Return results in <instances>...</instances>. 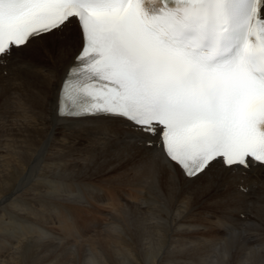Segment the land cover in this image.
<instances>
[{
	"label": "snow or ice",
	"instance_id": "snow-or-ice-1",
	"mask_svg": "<svg viewBox=\"0 0 264 264\" xmlns=\"http://www.w3.org/2000/svg\"><path fill=\"white\" fill-rule=\"evenodd\" d=\"M74 22L82 46L57 87L59 118L158 135L130 139L190 179L264 165V0H0V63L49 38L67 55Z\"/></svg>",
	"mask_w": 264,
	"mask_h": 264
},
{
	"label": "bare ground",
	"instance_id": "bare-ground-1",
	"mask_svg": "<svg viewBox=\"0 0 264 264\" xmlns=\"http://www.w3.org/2000/svg\"><path fill=\"white\" fill-rule=\"evenodd\" d=\"M72 42L71 52L64 56H61L58 52L62 41L58 38H49L46 43L35 42L30 47L13 50V54L6 58V63H0V204L7 200L13 201L12 204L14 206L12 208L14 207V210L11 214L21 211L27 214V218L35 216L41 219L50 218V221L53 218V223L64 234V239L67 236L68 242L70 241V244L68 243L69 246L72 239L74 241L72 244L76 246H88L94 255L92 257L102 260L105 264H121L122 260L133 261L131 262L132 264H144L143 261L147 264H155L161 251L167 248L169 251L170 244L167 245V242H169L170 236L173 237L175 242L185 241L183 237L186 234H181V232L185 231L180 230L185 224L176 225L180 230V233L176 234L172 233L175 231L173 230L176 228L175 226L167 228L162 225H156L154 227L151 226L154 222L150 221L151 225L143 227L142 232L144 234L140 236V233L132 229L134 226L131 219L125 215V206L134 207L137 211L136 216L144 211H140V209H145L146 205L149 206L150 213L159 215L160 213H156L155 210L160 204L156 203L160 200H164L166 203L172 198L179 199L180 195H190V198L194 196L199 199L200 204L202 203L205 206L208 204L209 207H205V210H207L209 216L212 215V218L216 217V220L212 221V223L217 231L222 225L226 226L227 216L232 219L233 223L237 220L240 224L242 220L253 219L260 213L264 214V167L258 166L245 169L237 166L232 169H226L222 164L215 163V166L206 174L190 179L184 176L179 167L174 166L175 170L173 171L165 167L161 160L145 155L147 152L154 151V148L149 149L142 144L132 142L130 139L135 136L140 141L150 139L156 142L159 138L158 135L149 136L141 131H133L134 126L122 119L59 118L54 110L57 87L65 75L67 66L73 60L82 44L79 28L75 22L72 25ZM22 61H31L35 65L53 69L54 75L39 69L36 71H24L19 66ZM110 123H113L112 127H108ZM45 149L46 151H44ZM251 172H254V174ZM106 173H111V177L104 179L105 181L103 179L100 180V178H105ZM130 173L131 177H129ZM25 176H28L27 184H23V186L27 185V203H24V200L20 203L17 202L16 198H20L21 195L19 194L25 190H21L23 189L21 187L19 188ZM75 188H77L76 197L73 194ZM244 188L248 189V191H243L242 189ZM177 195L179 196L178 198ZM5 207L3 206L2 208L0 206V212L3 211L5 214ZM15 207H18V209ZM219 213L221 215L218 217ZM6 215H9V213ZM8 217L11 218V216ZM153 219L152 217L151 220ZM252 223L246 224L251 225ZM6 225L8 226V224ZM10 227L11 225L7 228L8 231L11 229ZM186 227L188 226L186 225ZM43 229L49 231L45 232L47 237H55L52 234L53 231L45 227ZM261 230L259 234L262 232ZM21 231L23 233L16 240L10 237L11 241L2 242L0 251L6 245L14 247L16 243H21L23 240V244H25V240L32 239L34 234L35 236L39 235L37 237L38 241L43 243L45 241V234L41 233V231L45 230H41L39 227L28 226L27 230L23 229ZM57 233L60 234L59 232ZM234 233L236 231H227L224 238L222 233V236L219 235L220 233H217L218 236L214 234L213 237L208 235L211 236L209 237L210 239L208 238L212 244L210 248L216 249L222 243L229 247L228 243L234 239L232 238ZM155 235L158 236V239L153 248L157 237ZM260 235L257 242L264 252V235ZM143 236L147 237L144 238ZM203 236L200 237L203 238ZM255 236L253 237L255 238ZM70 238L72 239L70 240ZM203 240L202 242L209 243V240L205 241L207 238H203ZM143 241H148L147 248L149 250L145 254L141 253L138 247V243ZM191 241L186 243V245L191 243ZM192 243L194 244V242ZM247 244V242L244 243L242 249L237 248L239 249L237 253H235V249L232 254L223 250L225 253L227 252V256H230V262L226 264H264V256L259 252L261 248L250 246L246 252L247 249L244 246L247 247ZM59 246L61 244L57 248ZM183 247L189 250L187 246ZM258 248L260 249L258 252L261 255L257 253ZM192 249L193 247L190 249L191 252ZM214 249L212 250L214 251ZM33 250L31 249V251ZM202 250L205 251L203 248ZM53 251L57 250L54 248ZM71 252L74 254L73 251ZM181 252L185 253L187 251ZM206 252L210 253L211 250L207 249ZM206 252L198 253L197 251L198 254H192L193 257L190 254V257L184 256V258H186V261L189 259L188 264H202L207 259L209 261V258H212L210 257L212 252L210 254ZM86 253L88 252L86 251ZM203 254L204 256H202ZM213 254L214 252L211 255L213 256ZM170 255L176 258V255H173L172 252H170L169 257ZM256 255H258L257 258ZM26 256L28 257V255ZM13 258L16 264L24 263L23 260H19L16 256H13ZM223 258L226 259L228 257L223 253L214 262L223 264V260H225ZM166 259L168 260V257ZM162 261L165 262L164 260ZM48 262L47 264H49ZM211 262H213V258L208 263L211 264Z\"/></svg>",
	"mask_w": 264,
	"mask_h": 264
},
{
	"label": "rangeland",
	"instance_id": "rangeland-1",
	"mask_svg": "<svg viewBox=\"0 0 264 264\" xmlns=\"http://www.w3.org/2000/svg\"><path fill=\"white\" fill-rule=\"evenodd\" d=\"M2 147V146H1ZM111 173H106V176H105V178H100V180H104V179H108L109 177H111ZM129 177H131V173H130V175H129ZM24 180V179H23ZM22 180V181H23ZM22 181H21V185L19 186V188L21 187V188H23V189H21V190H24V191H21V194H19V195H21L20 196V198L18 197V198H16V200H18L17 202H22L23 200L25 201L24 203H27V191H26V188H27V185H25V186H23V184H27L26 182H24V183H22ZM105 181V180H104ZM24 194H23V193ZM19 193V192H18ZM24 196V197H23ZM14 197H15V195H14ZM179 196L177 195V198H178ZM186 197V198H185ZM189 199H188V198ZM19 199H20V201H19ZM184 199V200H183ZM187 199V200H186ZM176 201V203H175V201ZM182 200V201H181ZM186 200V201H185ZM9 203H8V202ZM7 201H5L4 203H1L0 204V206H2V208H3V206L6 208V210L4 209V212H5V214L3 213V211L2 212H0V244L2 243V242H4V241H6V242H9V240L11 241L12 239H17L19 236H20V234H22L23 232L21 231V230H23V229H26L27 230V227L28 226H33V227H39L41 230H45V231H41V233H43V234H45V232H49L47 229H43V227H45V228H48L50 231H53L52 232V234L53 235H55V237L54 236H45L46 238H45V241H44V243L43 242H40V241H38L37 239V237H39V235L38 236H35V234L33 235L34 237L32 238V239H28L27 241L25 240V244H23L24 242V240L23 241H21V243H16L15 245H14V247H11L10 245H6L5 246V248L3 247V250L2 251H0V263L1 264H14L15 263V261H14V258H13V256H16L19 260H23V264H47V262L49 263V264H53V262H54V264H81V263H84V264H105L102 260H99L98 258H96V257H92V256H94L93 254H92V252L90 251V248L88 247V246H76L75 244H72V243H74V241H73V239L72 238H70V240H71V245L69 246L68 245V243L70 244V241L68 242V238H66L67 236H65V239H64V234L62 233V232H60L58 229H57V227H56V225L53 223V218H51V221H50V218L48 219V218H45V219H41V218H37V217H35V216H32V218H27V214L26 213H24V212H21V211H16L17 213L16 214H11L12 212H13V210H14V207L12 208V206H14L13 204H12V202H11V200H7ZM187 201H189L188 203H187ZM10 202H11V204H10ZM186 202V203H185ZM199 202V199L197 198V197H194V196H191V198H190V195H183V196H181L180 195V198L179 199H176V198H172L171 200L169 199V201H167L166 203H165V201L164 200H160L159 202H157L156 204H159V206L156 208V213L157 212H159L160 214L158 215H154V213H150V208H149V206L148 205H146V207H144L145 209H140V211L141 210H144L142 213H140V214H138L137 216H136V213H137V211H136V209L134 208V207H131V206H125V212H126V217H128L129 219H131V221H132V223H133V226L134 227H132V229L134 230H136L138 233H140V236H141V234H144V232H142V230L144 229L143 227H148V225H151V223H150V221H152V222H154L151 226H159V225H162V226H165V227H170V226H175L176 228H174L173 230H175V231H173L172 233H176V234H178V233H180V230H184L185 232H181V234L183 235V234H186V236L185 237H183V239L185 240V241H183V240H181V242L183 243V244H185V245H183L181 242H175L174 240H173V237H171L170 236V240H168L169 242H167V245L168 244H170V248H172V249H170L169 248V251L170 252H172V254L173 255H176V258H175V256H174V258H173V256H171L170 255V257H169V254H170V252L168 251V248L167 249H164V250H167V251H161L160 253V255H159V257H158V259H157V262H158V264H180V262H181V260H182V262H181V264H184V263H187L188 264V261H189V259L186 261L185 259L186 258H184V256L186 257H190V254H191V256H192V254H198L199 252L200 253H204V252H206V250L208 249H210L211 250V252L213 253L214 252V254H213V256L210 254V253H208V252H206L207 254H210V257H212L213 258V262H211V264H216V262H214V261H216V259L219 257H221V255H223V253L225 254V251H228V253L229 254H232V251H235L236 250V252L235 253H237V251L239 250V249H237V248H243V244L244 243H250L249 245L247 244V247L246 246H244V248H246L247 250H246V252L248 251V247H250V246H254V247H259L260 246V244L257 242V239H259L260 238V234H263L264 235V214H262V213H260V214H258V215H256V217L255 218H253V219H246V220H242L241 221V225L243 226H241L239 223H238V221L236 220L234 223L232 222V219L230 218V217H228L227 216V218H226V221H227V223H225V225L226 226H224V225H222L221 226V228L219 229V231H217V229H214L215 227H213V223H212V221H214V220H216L215 218H212V215H210L209 216V214H208V212H207V210H205L206 208L205 207H209L208 206V204H206V206L203 204L202 205V203L200 204V202ZM7 203V204H6ZM6 204V205H5ZM17 204V203H16ZM178 204V205H177ZM181 204V205H180ZM8 205V206H7ZM19 205V204H18ZM173 206H174V208H173ZM177 206V207H176ZM184 206V207H183ZM10 207V208H9ZM16 209H18V207H15ZM182 208V209H181ZM127 209V210H126ZM176 209H177V211H176ZM181 209V210H180ZM186 211H185V210ZM193 209V210H192ZM161 210V211H160ZM184 210V211H183ZM10 211V212H9ZM163 211V212H162ZM182 211V212H181ZM206 211V212H205ZM175 212V213H174ZM190 212V214H188ZM9 213V215H6V214H8ZM166 213V214H165ZM169 213V214H168ZM179 215H178V214ZM180 213H181V215H180ZM198 213V214H197ZM202 213V214H201ZM171 214V215H170ZM173 214V215H172ZM206 214V215H205ZM168 215V216H167ZM175 215H176V217H175ZM189 215V216H188ZM192 215V216H191ZM221 215V213H219L217 216L219 217ZM261 215V216H260ZM8 216H11V218H9ZM141 216V217H140ZM154 218L153 220H151V218L152 217ZM158 216H159V218H158ZM167 216V217H166ZM198 216H199V218H198ZM205 216V217H204ZM263 216V217H262ZM4 217V218H3ZM20 217V218H19ZM135 217H137V218H135ZM142 217H144V218H142ZM170 217V218H169ZM191 217V218H190ZM203 217V218H202ZM9 218V219H8ZM19 218V219H18ZM189 218V219H188ZM194 220H193V219ZM11 219V221L9 222V220ZM20 219H22V220H20ZM35 219V220H34ZM47 219V220H46ZM54 219H55V217H54ZM142 219H143V221H142ZM167 219V220H166ZM196 219V220H195ZM2 220H4V221H2ZM8 220V221H7ZM135 220H137V221H135ZM147 220V221H146ZM164 220V221H163ZM166 220V221H165ZM171 220V221H170ZM1 221H2V223H1ZM6 221H7V223H6ZM25 223H24V222ZM32 221V222H31ZM50 221V222H49ZM161 221V222H160ZM200 221V222H199ZM257 221V222H256ZM10 224H9V223ZM13 222V223H12ZM35 222V223H34ZM43 222V223H42ZM158 222V223H157ZM163 222V223H162ZM216 222V221H215ZM242 222H244L243 224H242ZM250 222H253L251 225L250 224H246V223H250ZM233 223V224H232ZM238 223V224H237ZM1 224H2V226H1ZM6 224H8V226L6 225ZM31 224V225H30ZM38 226H37V225ZM47 224V225H46ZM185 224V226H183V228H181L180 230H179V228H178V226L179 225H184ZM190 224V225H189ZM192 224V225H191ZM245 224V225H244ZM259 224H262V225H259ZM11 225V229H9V231H8V229L7 228H9V226ZM24 225V226H23ZM51 225V226H50ZM141 225H144V226H141ZM176 225H178V226H176ZM186 225L188 226V227H186ZM197 227H196V226ZM202 225V226H201ZM229 225V226H228ZM254 225V226H253ZM13 226V227H12ZM41 226V227H40ZM50 226V227H49ZM55 226V227H54ZM140 226V227H139ZM190 226V227H189ZM193 226H195V227H193ZM205 226V227H204ZM241 226V227H240ZM5 229H4V228ZM53 227V228H52ZM192 227V228H191ZM201 227V228H200ZM207 227V228H206ZM209 227H210V229H209ZM236 227V228H235ZM251 227V228H250ZM255 227V228H254ZM257 227H259V228H257ZM261 227V228H260ZM3 228V229H2ZM189 228V229H188ZM194 228V229H193ZM199 228V229H198ZM52 229V230H51ZM187 229V230H186ZM207 229V230H206ZM230 229V230H229ZM237 229V230H236ZM260 229H262L261 231L262 232H260V234H259V231H260ZM140 230V231H139ZM189 230V231H188ZM196 230V231H195ZM202 230V231H201ZM206 230V231H205ZM208 230H210L209 232H208ZM216 230V231H215ZM233 231V230H235L236 231V233H234V235H233V237L232 238H234L233 240H232V242H230V243H228L229 244V247L228 246H225L223 243H222V245L220 246V247H218V248H216V249H214V248H212V249H214V251L210 248V247H212V244L210 243V238L209 237H213L214 236V234H216L215 236H218L217 235V233H220L219 235H221L222 236V234H223V238H224V236L226 235V233H227V231ZM242 230V231H241ZM167 231V230H166ZM57 232H59L60 234H58ZM188 232V233H187ZM207 232V233H206ZM213 232V233H212ZM239 232V233H238ZM243 232V233H242ZM256 232H257V237L255 236V234H256ZM12 233V234H11ZM167 233H169V231H167ZM222 233V234H221ZM253 233V234H252ZM56 234H58V235H56ZM63 234V235H62ZM198 234V235H197ZM240 234V235H239ZM251 234H252V236H251ZM61 235V236H60ZM188 235H189V237H188ZM193 235V236H192ZM196 235V236H195ZM202 235H204L203 236V238L205 239V238H207V240H205V241H208L209 240V243L208 242H202V240H203V238H201L202 237ZM205 235H206V237H205ZM208 235H211V236H208ZM243 235V236H242ZM244 235H246V236H244ZM63 236V237H62ZM157 235H155V237H156ZM199 236V237H198ZM201 236V237H200ZM208 236V237H207ZM253 236H255V238L253 237ZM258 236H259V238H258ZM12 239H11V238ZM15 237V238H14ZM50 237V238H49ZM144 237V236H143ZM142 237V238H143ZM145 237H147V236H145ZM144 237V238H145ZM196 237V238H195ZM245 237V238H244ZM246 237H248V238H246ZM10 238V239H9ZM30 238V237H29ZM61 238V239H60ZM192 238V239H191ZM200 238H201V240H200ZM209 238V239H208ZM243 238V239H242ZM249 238H251V239H249ZM254 238V239H253ZM5 239V240H4ZM58 240L57 242H56V240ZM63 239H64V241L65 242H67L66 244H65V242L63 241ZM157 239H158V236L155 238V243H154V246H153V248L155 247V245H156V243H157ZM192 241H191V240ZM222 239V238H221ZM249 239V240H248ZM36 240V241H35ZM51 240V241H50ZM63 241V243H62V241ZM243 240V241H242ZM248 240V241H247ZM55 241V242H54ZM191 241V243L192 242H194V246L191 244V243H189V244H191L190 246H188L189 244H187L186 245V243H188V242H190ZM198 241V242H197ZM201 243H200V242ZM204 241V240H203ZM222 241V240H221ZM40 242V243H39ZM48 242V243H47ZM61 242V243H60ZM147 242L148 241H143V242H140V243H138V247H139V251L141 252V253H146L147 252V250H149V248H147L148 247V244H147ZM244 242V243H243ZM28 243H30V244H28ZM38 243V244H37ZM57 243V244H56ZM144 243V244H143ZM176 243V244H175ZM204 243V244H203ZM18 244H19V246H18ZM37 244V245H36ZM48 244V245H47ZM54 244L56 245L55 247H54ZM61 244V246H59L58 248H57V246L58 245H60ZM206 244V245H205ZM238 244V245H237ZM30 245H32V246H30ZM34 245V246H33ZM42 245V246H41ZM65 247H64V246ZM68 245V246H67ZM75 245V246H74ZM146 245V246H145ZM172 245V246H171ZM174 245H176V246H174ZM179 245H181V246H179ZM198 245V246H197ZM200 245H202V246H200ZM208 245V246H207ZM211 245V246H210ZM240 245V246H239ZM8 246H10V247H8ZM23 248H22V247ZM35 246H37V247H35ZM49 246H51L50 247V249H48V247ZM143 246V247H142ZM159 246V245H158ZM158 246H157V248H158ZM183 246H187L188 247V249L189 250H186L187 248H185V247H183ZM206 246H207V249H206ZM224 246V247H223ZM239 246V247H238ZM69 247V248H68ZM140 247H141V249H140ZM185 248V249H183V248ZM193 247V249H192V252H191V248ZM200 249H198V248ZM209 247V248H208ZM28 248V249H27ZM37 248V249H36ZM54 248H55V250H57V251H53L54 250ZM69 250H67V249ZM71 248V249H70ZM85 248V249H84ZM195 248V249H194ZM202 248L203 249H205V251H203L202 250ZM259 248H261V247H259ZM258 248V249H259ZM23 250V251H21V250ZM31 249L33 250V251H31ZM39 249V250H38ZM63 249V250H62ZM81 249V250H80ZM146 249V250H145ZM196 249H197V251H198V253H197V251H196ZM218 249H222L221 251L220 250H218ZM235 249V250H234ZM27 250V251H26ZM38 250V251H37ZM47 251L46 253H45V251ZM52 250V251H51ZM61 250H62V252H61ZM66 250V251H65ZM88 252V253H86V251ZM89 250V251H88ZM176 250V251H175ZM203 252H202V251ZM216 250V251H215ZM223 250H225V251H223ZM262 250V251H261ZM261 250L259 251L261 254H263V256H264V252H263V249L261 248ZM29 251V252H28ZM37 253H36V252ZM43 251V252H42ZM71 251H73L74 252V254L71 252ZM178 251V252H177ZM181 251H183V252H185V251H187V252H185V253H182ZM6 252H7V254H6ZM21 252H23V253H21ZM28 254H27V253ZM64 252V253H63ZM65 252H68V253H65ZM84 252V253H83ZM169 252V253H168ZM175 252V253H174ZM177 252V253H176ZM189 252H191L190 254H189ZM217 252H218V254H217ZM258 251H257V253H259ZM5 255H4V254ZM25 253V254H24ZM72 253V254H71ZM82 253V254H81ZM164 253H166V254H164ZM167 253H168V255H167ZM188 253V254H187ZM206 253H205V255H206ZM216 253V254H215ZM259 253V254H260ZM33 254H34V257H33ZM84 254V255H83ZM260 254V255H261ZM3 255V256H2ZM12 257H11V256ZM26 255H28V257L26 256ZM44 255V256H43ZM72 255V256H71ZM73 255H74V258H73ZM162 255V256H161ZM218 257H217V256ZM6 256V257H5ZM32 256V257H31ZM41 256V257H40ZM46 256V257H45ZM53 256V257H52ZM68 256V257H67ZM161 256V257H160ZM168 257V260L166 259L167 257ZM202 256H204V254L202 255ZM11 257V258H10ZM30 257V258H29ZM65 259H64V258ZM142 257V256H141ZM171 257H172V259H171ZM181 259H180V258ZM193 257V256H192ZM195 257V256H194ZM226 257H228V258H223V259H225V260H223V264H226V263H229L230 262V256H226ZM258 257V255H256V258ZM2 258H3V260H2ZM34 258V259H33ZM36 258H37V261H36ZM90 258H93V259H90ZM166 260H165V259ZM203 259H204V257H202ZM212 258H209L210 260H212ZM214 258H215V260H214ZM13 259V260H12ZM41 259H43V260H41ZM54 260V261H53ZM65 260V261H64ZM75 260V261H74ZM87 262H86V261ZM89 260V261H88ZM99 260V261H98ZM162 260H164L165 262H163ZM174 260V261H173ZM180 260V261H179ZM210 260L208 261V259H207V261L206 262H203L202 264H209L210 263ZM2 261V262H1ZM40 261V262H39ZM50 261H53V262H50ZM76 261H77V263H76ZM98 261V262H97ZM143 261V260H142ZM171 261V262H170ZM176 261V262H175ZM178 261V262H177ZM31 262V263H30ZM38 262V263H37ZM45 262V263H44ZM65 262H67V263H65ZM91 262H93V263H91ZM132 264L131 262H133V261H127V260H122V262H120L121 264ZM144 262V264H147L145 261H143ZM157 262H155V264H157ZM169 262V263H168ZM184 262V263H183ZM209 262V263H208ZM149 263V262H148ZM16 264V263H15ZM150 264V263H149Z\"/></svg>",
	"mask_w": 264,
	"mask_h": 264
}]
</instances>
